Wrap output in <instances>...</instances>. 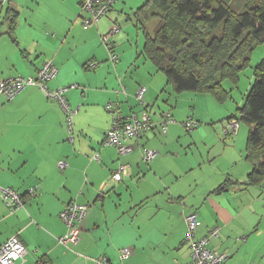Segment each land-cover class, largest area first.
Returning a JSON list of instances; mask_svg holds the SVG:
<instances>
[{
	"label": "crops",
	"instance_id": "0c3cea01",
	"mask_svg": "<svg viewBox=\"0 0 264 264\" xmlns=\"http://www.w3.org/2000/svg\"><path fill=\"white\" fill-rule=\"evenodd\" d=\"M10 2L1 17H5L8 5L20 16V5ZM81 2L72 0L71 12L63 16L64 25L58 22L50 29H58L65 41L57 35H47L44 46L38 40L20 48L18 16L15 44L19 53L0 51V81L35 76L45 63L52 61L58 74L47 82V90L67 88L65 96L71 108L81 106L74 118L75 142L70 143L63 111L42 90L27 88L13 101L0 95V186L21 193L27 189L36 191L35 196L26 197L24 208L14 213L0 199V246L19 237L27 254L16 264H38L44 256L51 264H97L95 260L100 258L108 259L110 264L189 263L192 250L189 242L184 243L188 229L183 219L194 213L201 223L195 231L198 240L209 238L211 231L220 227L218 237L209 238L208 247L227 254L226 264H264V192L258 188L241 190L234 184L226 186L228 180H247L253 166L246 160V153L245 158L232 160L235 169H214V163L205 170L199 156L189 166H173L164 171L160 164L156 166L164 157V137H179L183 128L172 121L163 135L154 115L150 130L128 143L133 148L130 154L120 155L114 147H102L112 121L107 109L110 103H121L122 114L128 116L142 110L136 95L140 86L146 88L148 108L155 107L160 94L169 92L166 76L159 75L154 65L141 63L146 61L140 56L142 50L136 51V60L131 52L129 56L119 55L117 64L110 63L108 53L98 50L88 39L93 34L100 43L104 32L99 25L108 15L97 26L78 29L75 18ZM50 43L55 47L48 52ZM74 43L80 51L73 49ZM258 59H264L263 45L253 52L251 64H257ZM92 61L102 63V67L86 70V63ZM122 87L126 88L125 93ZM203 100L209 107H216L209 99ZM193 101L200 102V97ZM165 103L172 119H181V113L172 112L176 105L169 99ZM227 107L224 118L232 116L233 107ZM200 114L211 117L210 113L199 112L195 115L198 120ZM225 136L231 137L226 133ZM146 146L157 149L160 157L149 163L142 160L141 149ZM96 153L99 160L92 159ZM212 159L209 156V161ZM60 161H67L69 167L61 171L57 164ZM120 164L128 166L127 174L111 187L113 173ZM71 203L88 205L89 209L80 224L81 240L66 247L58 241L68 231L60 215ZM123 248L132 249L126 259L121 258Z\"/></svg>",
	"mask_w": 264,
	"mask_h": 264
},
{
	"label": "trees",
	"instance_id": "16d2710c",
	"mask_svg": "<svg viewBox=\"0 0 264 264\" xmlns=\"http://www.w3.org/2000/svg\"><path fill=\"white\" fill-rule=\"evenodd\" d=\"M6 11L5 17H1L2 11L0 14V28L6 25L5 31L0 36L6 35L11 39V42L17 43L15 32L19 13L10 5ZM133 15L136 22L134 25L138 31H143L145 40L140 56L153 64L158 72L166 76V85L176 95L192 92L198 95L212 96L219 104L226 103L232 98V92L238 88L240 74L251 66L253 52L257 47L264 45V0H146L140 8L134 11ZM151 23L154 24L153 28L150 27ZM104 43L109 50V61L113 64L111 55H116L119 59L115 50L116 47L111 39ZM92 64L94 67L91 66ZM101 64L98 61H92L86 63L85 68L95 71ZM253 69H255L253 82L245 96L243 105L237 108L234 115L226 119L228 122L237 120L239 124L243 123L249 127L245 156L253 167L247 180L244 182L233 180L229 182L228 180L226 186L234 184L241 190L258 188L264 192V59ZM226 81L230 82V89L224 87L223 82ZM30 87H37L42 90L38 86L27 88ZM164 92H167V89ZM142 98L140 102L145 106L144 97ZM52 101L57 102L56 100ZM57 103L63 111L66 119L65 126L70 133L67 139L70 143H74V119L70 125L69 114L59 102ZM114 104L110 103L107 109L109 110V106ZM117 105H119L121 112V103L117 102ZM79 107L81 109V106ZM147 110L148 107L145 106L144 110L132 113L142 114L144 111L148 112ZM148 113L151 114L150 111ZM128 116H124V118ZM150 117L152 120L151 115ZM112 124L113 117L110 128ZM197 124L199 126L198 122ZM109 130L104 136L102 147H114L105 144ZM96 158L99 160L98 153L92 159ZM145 162L147 161L145 160ZM65 169L60 170L64 171ZM28 191L27 189L26 193L17 192L26 199ZM190 215L196 216V214L190 213L184 215L183 220ZM217 228L220 227H215L209 236ZM195 231L193 234L198 240ZM184 243H188L187 233ZM37 263L51 264L50 259L45 256L41 257Z\"/></svg>",
	"mask_w": 264,
	"mask_h": 264
},
{
	"label": "rangeland",
	"instance_id": "374dc122",
	"mask_svg": "<svg viewBox=\"0 0 264 264\" xmlns=\"http://www.w3.org/2000/svg\"><path fill=\"white\" fill-rule=\"evenodd\" d=\"M12 2H16L20 5L18 8V11L20 12V27L17 29V42H19V46H21L20 48L24 49L28 46H32L33 44H36L34 42L38 40L40 44L44 46L43 40H45L47 35H57L61 38V41H65V35L57 33L59 32L58 29L57 32L50 29L54 28L55 23L58 22H61V26L64 25L63 16L64 14L71 12L72 0H12ZM145 2L146 0H119V4L117 3L115 5L116 11H113L112 13L110 12V14H108V19H102L99 26L101 31L104 32V35L110 34L114 28L117 29V31L114 32L113 36L110 38L117 45L116 50L119 48H122L123 50H118V55L129 56L132 52L134 55L133 58L136 60V51L138 49L139 52L142 50L141 48H143L145 43L143 31H138L135 27L134 23L136 22L133 11L138 7H141ZM79 14H81V7H79L78 13L76 14L78 18ZM78 18H75V20L77 19L79 22V26H76L79 29L83 26V24L81 19L79 20ZM153 26L154 24L151 23L150 27L153 28ZM4 29H6V26L0 28V34L5 31ZM77 31L79 32V30ZM88 39L92 42V44H94V46H96V48H98V50L106 51L109 56V50L102 38H100V43H98L99 41L97 37H94L93 34L89 36ZM19 46L11 42V39L8 36H0V51L13 50L11 55H14L15 53H19ZM64 46L66 47V42L64 43ZM54 47L55 45L50 43L46 47V50L49 52V50H53ZM261 47L259 46L257 48L261 49ZM73 49L80 51L76 43L73 44ZM109 58L110 56L108 59ZM261 60L262 59H258L257 64H259ZM143 62L147 63V65H153L147 60H142L141 63ZM257 64H251L249 68L240 74L241 78L238 85L239 88L233 91L231 94L233 96L232 99L227 101L225 104H219L212 98V96L209 95L198 96L192 92L176 95L169 88L168 92L171 93L172 99L169 97V93L160 94L161 97H159L160 99L155 103V107L151 105L147 111H150L152 118L154 115L155 120L158 121L157 124L162 123L163 119L161 115L170 112L168 110V104L165 103V101L169 99L172 105H176V108L172 109V112L175 113L178 111L181 113V119L175 116L173 121L180 124L183 131L180 133L181 135L179 137L173 139H171V136L164 137V140H166V144L164 146L165 149L164 151H161V155L163 152L164 157L157 162V167L160 164L164 171L171 170V167L173 166L183 168L195 163L198 159L197 157L200 156V163H202V167L205 170L212 167L214 163V169L218 170H224V167L227 166H230V169L236 168V166L232 165V160L239 159L240 156L245 158L244 155L246 153L245 150L249 127L246 124L240 123L238 133L236 135H232L230 138H226L224 127L228 121L226 120V117L224 118V116L228 111L227 106L231 105V107H233L232 115L236 113L238 106H242L244 95L247 94L253 82L255 70L253 68H255ZM159 75H163V78H165L163 73ZM148 79L151 80L153 77H148ZM223 83L226 89L231 88L229 81ZM165 84L164 86H166ZM162 95L164 96L162 97ZM197 97H200V102L193 101V98ZM234 97L236 99H234ZM147 99L148 98L146 97L144 101ZM203 99H209L211 103L213 102L216 105V107H209L207 102ZM139 106H141L142 110H144V105H141L140 103ZM199 112H202L203 114L210 113L211 117L208 118V116L206 117L200 114V120H198L195 115ZM190 121H200L198 122L199 126L193 130L187 129L184 124ZM159 130L161 131V129ZM145 148L157 152V157H160V153L157 149L151 146H146ZM144 150L145 149L143 148L141 149L143 155ZM177 153H179L180 156L177 155ZM209 156L214 159L209 161ZM93 157H95V154ZM142 157L144 159V156ZM115 184L111 181V185L109 186H116ZM127 196H130L129 192H127Z\"/></svg>",
	"mask_w": 264,
	"mask_h": 264
},
{
	"label": "built area",
	"instance_id": "2783aa9c",
	"mask_svg": "<svg viewBox=\"0 0 264 264\" xmlns=\"http://www.w3.org/2000/svg\"><path fill=\"white\" fill-rule=\"evenodd\" d=\"M119 2V0H82L81 2V14H79V20L81 19L83 27L89 28L90 26L97 25L102 17L109 14L113 7ZM10 3V0H0V14L2 9ZM117 29L114 28L112 32L108 35L102 36L103 42H108L113 36ZM111 60L114 63L119 61L118 56L111 55ZM94 67V64L91 65ZM58 74V69L53 65L52 61L47 62L43 67L37 72L35 76H30L26 78L16 77L8 78L6 80L0 81V95L4 96L7 100L12 101L16 98L22 90L29 86L40 87L45 94L52 100L59 102L65 111L67 112L70 125L73 123V119L77 112H79L80 107L72 109L67 102V97L65 92L68 90L60 89L56 92H51L47 90V82ZM75 88L76 86H71ZM123 88V87H122ZM146 88L139 87L137 91V99L142 100L145 95ZM123 92H126V88H123ZM120 107L115 103L113 106H109V112H111L113 117V124L107 134L105 144L107 146H114L118 149L119 153L126 155L132 151V146L128 143L133 139H138L142 134L146 133L152 127L151 117L148 112L144 111L142 114L132 113L127 118H124L120 112ZM163 122L160 124L161 131L163 135L167 133L168 126L172 124L173 119L171 114L165 113L162 116ZM187 129H195L198 124L197 122L190 121L185 123ZM240 129L239 121L231 120L228 122L225 132L227 135H236ZM144 160L147 162L152 161L156 158L158 153L147 148H144ZM97 159V158H96ZM58 167L63 170L68 167V163L65 161H60ZM127 172V166L121 165L116 173H114L113 181L117 182L122 180L123 175ZM36 195L34 189H30L26 196L33 197ZM0 199H2L14 213L19 209H23L25 206L24 196L13 190L12 188L0 186ZM89 209L88 205H79L77 203H71L61 212V219L67 226V234L59 237L58 241L60 244L70 247L71 245H76L81 240L82 229L81 223L87 216V211ZM195 215L188 216L186 224L188 226L187 240L191 246L192 254L191 261L189 263L182 264H226L228 259L227 254L221 253L217 250H213L208 247L209 238L218 237L220 233V228L214 230L209 236V238L196 240L194 237V232L199 226L200 222L196 220ZM27 249L25 245L21 242L18 236H14L7 242L0 246V264H16L24 260L27 254ZM132 254L131 248H123L121 250V258L126 259ZM97 264H110L109 260L106 258H100L95 260Z\"/></svg>",
	"mask_w": 264,
	"mask_h": 264
}]
</instances>
